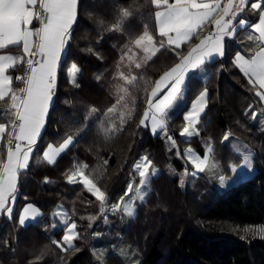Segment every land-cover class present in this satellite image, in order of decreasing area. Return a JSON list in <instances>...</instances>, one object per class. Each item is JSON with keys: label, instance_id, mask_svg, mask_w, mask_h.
Wrapping results in <instances>:
<instances>
[{"label": "trees", "instance_id": "16d2710c", "mask_svg": "<svg viewBox=\"0 0 264 264\" xmlns=\"http://www.w3.org/2000/svg\"><path fill=\"white\" fill-rule=\"evenodd\" d=\"M124 9L132 15L121 18L119 12ZM155 9L151 0H78L77 19L44 129L29 166L19 173L12 216L0 219V264H126L115 253L99 260L93 238L96 231H108L109 225H101L107 217L104 208L117 204L125 194L133 164L142 154L161 169L150 180L148 196L137 204L126 227L123 212L107 217L110 227H118L124 242L140 253L138 264H264V233L258 231L264 227V125L254 117L255 112L264 113V104L235 67L237 42L226 39L223 57L204 65L207 79L197 74L187 78L184 102L167 121L166 134H154L147 125L141 126L157 79L180 61L182 56L177 53L184 54L191 45L180 49L165 45L151 60L141 61L142 51L133 40L145 30L157 42L161 38L156 32ZM250 14L245 15L252 23L258 13ZM118 22L120 27L115 29ZM70 62L79 70L74 83L66 72ZM136 63L141 67L136 68ZM23 73V65L12 70L13 88H20L23 81L16 77ZM132 77L135 80L129 84L127 79ZM205 89L207 100L198 135L183 138V116ZM116 102L126 105L124 114L108 112ZM9 103V99L0 101V122H7ZM92 109L99 111L96 119L53 162L45 160L47 146L74 135ZM226 133L252 149L255 171L217 191L203 206L190 187L183 188L179 178L164 169L169 164L181 170L191 168L182 158L183 150L189 146L203 156L212 145V154L229 173L242 157L223 141ZM2 150L3 144L0 160ZM77 166L105 192L103 202L79 181H68ZM26 204L37 206L41 215L21 226L18 218ZM59 204L67 210L70 222L77 224V239L70 249L57 246L62 244L65 229L51 228L58 222L51 212Z\"/></svg>", "mask_w": 264, "mask_h": 264}, {"label": "snow or ice", "instance_id": "6c2138e0", "mask_svg": "<svg viewBox=\"0 0 264 264\" xmlns=\"http://www.w3.org/2000/svg\"><path fill=\"white\" fill-rule=\"evenodd\" d=\"M37 2L38 0H0V49H5L9 45L22 44L24 55L29 57L27 65L30 70L25 76L16 77L17 80L23 81L24 87L13 90V78L6 72L16 63L23 62V58L0 55V101L9 97L12 110V119L9 123L0 124V140L6 137L8 145L6 160H0V213H5L9 217L12 216L16 199L19 170L29 166L30 154L45 126L49 105L57 83L58 66L62 53L70 44L72 28L77 19L78 0H39L43 16L33 11ZM151 4L160 9L155 12V20L159 28L158 34L160 37L166 38V44L170 48L174 46V49H180L183 44L197 34L198 29H202L207 24L214 25V30L200 39L195 46L190 47L186 55L177 53L182 56L180 62L166 72L152 90L148 99V110L144 112V119L140 120V125L145 126V121L150 117L151 131L155 132L158 128L163 127V120L158 118L157 114L160 117L166 114V109L170 107L174 97L180 92V86L185 80L186 73L204 64L205 59L214 53L223 57V41L225 37L232 36L233 21L245 10L246 0H227V3H222V0H173V2L151 0ZM251 9L259 12V20L254 28L259 33L258 39L264 43V4L252 3ZM131 15L132 13L127 9L119 12L121 18H128ZM34 18L40 20L42 25L35 31L29 28ZM239 22L245 23L244 20ZM119 27L120 22L114 26L115 29H119ZM34 36L38 38L36 44L33 43ZM134 44L145 54V62L151 60L161 48L165 47L164 40H161L157 47L153 36L148 32L136 39ZM33 48L36 51H33ZM37 55L39 58L33 59ZM234 64L245 77L249 78V83L254 88L258 87L260 90H264V48L255 52L251 59H245L244 55L237 54ZM135 67L140 68L141 64L136 63ZM78 71L77 66L73 64L71 66L73 82H75V75ZM121 77L124 78L123 73H121ZM134 80L135 77H132L127 79V82L131 84ZM165 88L168 89L167 92L162 98L156 99L158 93ZM255 94L264 100V91H256ZM206 97L207 89L201 91L193 100L191 110L183 116L186 123L180 132L181 137L198 135L195 125L200 114L205 110ZM111 111L112 109H109V112ZM9 124L11 131H9ZM223 140H229V136L224 135ZM72 143L73 137L69 135L58 151L63 152ZM208 151L211 149L209 148ZM43 155L51 162L56 152L49 148V151ZM185 155L195 169L199 172L204 171L201 166L203 160L191 149L187 150ZM151 164L152 161L143 157L134 165V172L138 173L140 185L147 183ZM84 167L86 168L87 165ZM77 175L80 177L79 182L96 200L101 202L105 200V192L101 191L84 174L83 169L70 175L68 181L75 182ZM45 180L47 181V178ZM221 181H223V177H221ZM132 191L133 185L129 184L125 195ZM135 191L139 193L140 189L136 188ZM140 199L143 200L144 197L140 196ZM126 211L129 216L132 215L130 208ZM37 215H39L38 210L32 204H28L22 210L18 223L23 226L30 216L34 218ZM64 223L67 225V229L62 237V244H57V246L63 248L64 245H67V248L70 249L73 247L74 240L77 239V224L75 222L69 224L67 220ZM258 231L264 233V227L259 228Z\"/></svg>", "mask_w": 264, "mask_h": 264}, {"label": "rangeland", "instance_id": "374dc122", "mask_svg": "<svg viewBox=\"0 0 264 264\" xmlns=\"http://www.w3.org/2000/svg\"><path fill=\"white\" fill-rule=\"evenodd\" d=\"M145 32H148L149 35L153 36V34L150 31L145 30L140 35H138L133 40V42L136 39H138L140 36H142ZM153 40L156 43L157 47H159V44L157 43L154 36H153ZM73 64L76 65V63H74V62H70L66 67V72H67L71 82H73V77L71 74V66ZM77 74H78V72L75 75V81L77 78ZM201 78L203 80H206L207 76L203 75V76H201ZM183 95H185V94L183 93ZM176 105H177V102L175 103V106L171 105V107L166 111V114L163 116V119L168 120L173 116V114L178 110V109H176ZM125 106H123V104L116 102L115 105L110 108V109H112V111L111 112L108 111V112L113 114L115 112L120 111L121 114H124L126 112ZM190 110H191V106H190L189 110H187L185 112V114ZM8 111H9V107L6 111V115L8 114ZM202 113L200 114V117H201ZM98 114H99V111L97 109H92V111L89 114V116H88L85 124L83 125V127L80 130H78L74 135H72L73 141L75 140V138L79 137L81 135V133L96 119ZM200 117H199V119L195 125L196 130H198V125L200 124ZM254 117L260 123L261 126L264 125V113L255 112ZM155 132L156 133L158 132L161 136L166 134V130L164 128L157 129ZM226 134L229 136V140H227V141L223 140V141L226 144H228L230 147H232L235 150V152L240 154L242 157V160L240 163L234 164L231 166V171L229 173H226L223 171V169L220 166L217 158L215 157L214 154H212V145H209L206 147V151H205V154L203 156L198 154L193 148H191L189 146L186 147L182 152L183 160H187L190 164H191L190 160L185 155L187 150L191 149V151H193L197 156H199L201 158V160H203V163L201 165L204 168L203 172H199L197 169H195L193 167L192 164H191L192 165L191 168H184L183 170L177 169L173 164H169L164 169V171L169 176H172V177L177 176L179 178V184L183 188L190 187L192 189V191L194 192V194L198 197L199 201L201 202V204L203 206L207 205L211 201V199L213 198V196L215 195V193L217 191L223 190L224 188H227L231 185L236 184L240 180H243V179L249 177L250 175H252V173L255 171V167L253 165L254 155H253L252 149L239 137H237L231 133H226ZM183 138H189V137L185 136ZM66 139L67 138H65L58 145L49 144L47 146V148L45 149L44 153L48 152L49 148H51L53 151L56 152V155L51 162H53L58 157V155L61 153L58 150ZM171 141H173L172 137H171ZM209 148L211 149V151H208ZM43 157L45 158V160L49 161L46 156L43 155ZM143 157H146V155H144V154L140 155L139 158L134 162L133 170H134V165L137 162H139L141 160V158H143ZM80 169L81 168L79 166L75 167V170L71 175H73L74 173H77ZM160 172H161V169L159 167L151 164V166L149 168V175L147 177V183L145 185L139 184L140 178L138 176V173L134 172L131 180L128 183V185L129 184L133 185V191L127 195L123 194V196L118 200L117 204H115L113 206L111 205L109 207H105L104 212H105L106 216L108 217L109 215L116 214L117 211L123 212V214L125 216L123 218V224H124V227H126L137 212V204L142 203L146 199V197L148 196L150 189H151L150 180L152 178H154L155 176H157ZM86 176H88V175H86ZM221 177H223V181H221ZM88 178L93 181V179L90 176H88ZM78 181H80V177L77 175L75 182H78ZM70 183H72V182H70ZM93 183L96 184L94 181H93ZM96 186H97V184H96ZM136 188L140 189L139 193H137L135 191ZM140 196H143L144 199L141 200ZM27 205L28 204L24 205L21 208L20 215L22 214V210ZM33 206L38 210L39 215L35 216L34 218L30 216L29 219L26 220L25 224L35 221L41 215L40 209L35 205H33ZM128 208H130L132 211L131 216H129L127 211H126V209H128ZM107 217L103 219L101 225H105V226L109 225L108 227L110 229H114V230H110L107 227L108 228L107 232H105V231L104 232H101V231L95 232L94 238H93V251H94L96 257L102 261V260H104V258L109 253H115L116 255L121 257L122 260L126 264H138V262L141 259L140 253L135 248H133L130 244L124 242V240L122 238L121 230L118 227H116V228H114V226L110 227L111 220L107 219ZM51 218L58 220V222L56 224H52L51 228L57 229V228L62 227L65 229L64 234H65L66 229H67V225L64 223V221L67 220L69 224L72 223L69 220V215H68L67 210L61 204L57 205L52 210ZM76 233H77V231H76ZM73 244H74V242H73ZM63 248H67V245H64Z\"/></svg>", "mask_w": 264, "mask_h": 264}, {"label": "crops", "instance_id": "0c3cea01", "mask_svg": "<svg viewBox=\"0 0 264 264\" xmlns=\"http://www.w3.org/2000/svg\"><path fill=\"white\" fill-rule=\"evenodd\" d=\"M170 2H173V0H170ZM222 3H227V0H222ZM252 3H261V4H264V0H246V7H245V10L243 12H241L237 17L236 19L233 21V25H232V30H233V34L231 37H225L224 41H223V45L225 46V40L226 39H233L237 42L238 46H239V50L235 53V56L237 54H241V55H244L245 56V59H251V57L255 54V52L259 51L261 48H264V43H261L260 40L258 39L259 37V33L255 31V24L258 23V20H259V12L258 11H255L253 9H251V4ZM31 7V6H30ZM40 7H39V0L37 2V5L33 8V11L34 12H37L39 11ZM157 10H160V9H155V12ZM155 12H154V18H155ZM253 13V12H257L258 13V16H257V19L250 23L249 22V19L247 18V16L245 14H249V13ZM250 14V16H251ZM44 15V14H43ZM240 20H244L245 23L244 24H241L239 21ZM41 22L40 20H37V19H33L32 21V24L29 25V28L33 31L39 29L41 27ZM209 26L208 29H206V27ZM155 27H156V32L157 34L159 33V28H158V25L156 23V20H155ZM214 30V25L213 24H207L206 26H204L202 29H198L197 30V34L194 35L192 37V39L190 41H188L187 43L183 44L182 46L184 45H187V44H191L189 47H188V50L190 49V47L192 46H195V44L199 43V40L200 39H203L206 35L209 34V32L213 31ZM159 35V34H158ZM161 40H164L165 41V45L166 44V38L164 37H161L160 40H158L159 42H157L158 44H160V41ZM33 43L36 44L38 43V38L37 37H33ZM181 46V47H182ZM174 47V46H173ZM66 49H67V46H66ZM33 51H36L35 48L32 49ZM187 50V51H188ZM142 51V50H141ZM187 51L183 54V55H186L187 54ZM65 52L66 50L62 53V58H61V62L64 58V55H65ZM143 54V52H142ZM0 55H5V56H12L14 58L16 57H21L23 58V62H20V63H16L14 65V67L12 68H8L7 69V72L6 74L7 75H10L12 76L11 72L13 69L17 68V67H20L21 65H23L24 61L26 60V58H28L27 56L24 55L23 53V45L20 44V45H9L7 48L5 49H0ZM235 56L233 58V61L235 60ZM220 56L218 54H213L211 57H208L205 59V62L204 64L198 66L196 69H193V70H190L188 73H186L185 75V80L184 82L181 84L180 86V92L176 94V96L174 97L173 99V102L171 105H174L176 102H177V105H176V109H178L184 102V97L185 95H183V93L185 94V90H186V80L187 78L191 75V74H197L199 77L201 76H207L208 77V73L206 72V70L204 69V65L208 62H211L217 58H219ZM144 60V54L141 55V61ZM61 62L58 66V71H59V68L61 67ZM180 62V61H179ZM7 63V62H6ZM175 65H173L172 67H174ZM171 67V68H172ZM169 68L168 70H166L156 81V83L163 77V75L170 71ZM12 69V70H11ZM58 71H57V74H58ZM244 75V74H243ZM13 78V76H12ZM247 80L249 81V78L246 77ZM13 81V80H12ZM156 83L155 85L153 86L152 90L155 88L156 86ZM252 85V84H251ZM253 86V85H252ZM12 88H13V82H12ZM55 89V88H54ZM13 90H17L15 88H13ZM151 90V92H152ZM167 88H165L162 92L158 93L156 99H159V98H162V96L167 92ZM256 91H264V90H260L258 87H256ZM151 92L149 94V98L151 96ZM5 99H9L10 101V98L9 97H6ZM53 100H54V94H53V99L49 105V109L50 107L52 106V103H53ZM178 100V101H177ZM206 100H207V97H206ZM263 104H264V100H262ZM174 103V104H173ZM170 105V107H171ZM191 106V105H190ZM9 111H8V114H7V123H9V121L12 119V115H11V112L12 110L10 109V103H9ZM169 107V108H170ZM168 108V109H169ZM190 108V107H189ZM166 109V111L168 110ZM148 110V105H147V108L145 111ZM189 110V109H188ZM158 115V118L162 119L163 120V127L165 129V125L167 123V121L169 120H165L163 119V117H160L159 114ZM47 117V116H46ZM143 119H144V115H143ZM165 120V121H164ZM2 123H5V122H0V124ZM145 125H147L149 127V129H151V118L149 117L148 120L145 121ZM9 127H10V130L11 131V125L9 124ZM44 129V128H43ZM42 129V131H43ZM161 129V128H159ZM152 132V131H151ZM42 133V132H41ZM154 134H156V132H152ZM5 143H6V138L4 140H0V146L3 144V150H2V153H1V157H2V160H6V156H7V149H6V146H5ZM32 155H33V152L30 154V159H29V163H30V160L32 158ZM24 170V169H22ZM22 170H19V173L22 171ZM19 173H18V177H19ZM16 195H17V192H16ZM15 203V202H14ZM14 209V208H13ZM5 216L7 218H10L7 214L5 213H0V219L2 216Z\"/></svg>", "mask_w": 264, "mask_h": 264}, {"label": "built area", "instance_id": "2783aa9c", "mask_svg": "<svg viewBox=\"0 0 264 264\" xmlns=\"http://www.w3.org/2000/svg\"><path fill=\"white\" fill-rule=\"evenodd\" d=\"M38 13H40L41 14V16H43V12H42V9H39V11H38ZM39 58V56L37 55V57H35V58H33V59H38ZM29 59V57L28 58H26V60L24 61V63H23V67H24V73H23V76H25L30 70L28 69V65H27V60ZM22 87H24V83H22V85L20 86V88H22ZM19 88V89H20ZM19 94V93H18ZM14 144H15V142L13 143V147H14ZM5 146H6V149L8 148V145H7V139H6V143H5Z\"/></svg>", "mask_w": 264, "mask_h": 264}, {"label": "bare ground", "instance_id": "6f19581e", "mask_svg": "<svg viewBox=\"0 0 264 264\" xmlns=\"http://www.w3.org/2000/svg\"><path fill=\"white\" fill-rule=\"evenodd\" d=\"M174 104V103H173ZM174 106H175V104H174ZM165 121V120H164ZM166 128V127H165ZM159 129V128H158ZM158 133V132H157Z\"/></svg>", "mask_w": 264, "mask_h": 264}]
</instances>
